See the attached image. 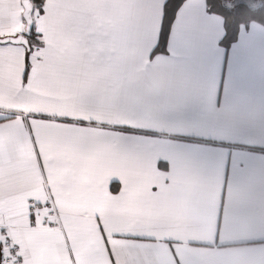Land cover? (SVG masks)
<instances>
[{
    "label": "snow or ice",
    "instance_id": "snow-or-ice-1",
    "mask_svg": "<svg viewBox=\"0 0 264 264\" xmlns=\"http://www.w3.org/2000/svg\"><path fill=\"white\" fill-rule=\"evenodd\" d=\"M155 2L0 0V264H166L156 244L180 264L174 238L147 226L169 197L139 204L105 175L139 162L153 123L189 129L176 135L194 170L222 153L225 173L244 174L236 154L264 156V35L210 37L194 10L178 21L185 0H164L149 65L170 35L175 48L129 80L121 52L150 40ZM25 5L26 30H10ZM38 182L47 198L26 194Z\"/></svg>",
    "mask_w": 264,
    "mask_h": 264
},
{
    "label": "crops",
    "instance_id": "crops-1",
    "mask_svg": "<svg viewBox=\"0 0 264 264\" xmlns=\"http://www.w3.org/2000/svg\"><path fill=\"white\" fill-rule=\"evenodd\" d=\"M163 3L164 0L155 2L156 27L150 40L132 43L121 52L122 72L129 80L149 75L151 69L166 62L175 48L174 35H170L165 51L157 53L149 65V51L156 43L155 32ZM193 10L211 22L210 37L223 35L222 18L208 12L204 0H185L177 14L178 21H183ZM7 15L14 21L10 30L25 27L20 20L22 8L14 7ZM237 35L240 40L247 41L251 36L264 35V27L250 23L240 27ZM149 126L155 132L142 158L130 169L117 168L106 173L108 183L120 184L125 199L134 198L143 205H150L163 196L169 197L164 210L150 215L147 226L156 236L174 238L172 247L180 257V264H264V156L236 154L235 159L247 161L248 170L244 174L234 165L225 173L222 153L213 167L194 170L182 163L187 149L178 142L176 135L189 129L163 121ZM255 142L264 141L257 139ZM26 194L47 198L39 182ZM153 248L158 259L172 264V253L167 245L156 244ZM99 250L102 253V245ZM95 259L100 264L106 261L102 254Z\"/></svg>",
    "mask_w": 264,
    "mask_h": 264
},
{
    "label": "trees",
    "instance_id": "trees-1",
    "mask_svg": "<svg viewBox=\"0 0 264 264\" xmlns=\"http://www.w3.org/2000/svg\"><path fill=\"white\" fill-rule=\"evenodd\" d=\"M204 1L208 12L222 18L224 31L238 33L240 27H246L250 23H258L264 27V0H218L216 11L212 10L209 0Z\"/></svg>",
    "mask_w": 264,
    "mask_h": 264
},
{
    "label": "water",
    "instance_id": "water-1",
    "mask_svg": "<svg viewBox=\"0 0 264 264\" xmlns=\"http://www.w3.org/2000/svg\"><path fill=\"white\" fill-rule=\"evenodd\" d=\"M27 14H28V8H27V6L25 5V6H23L22 7V17H27ZM25 30H26V24H25Z\"/></svg>",
    "mask_w": 264,
    "mask_h": 264
}]
</instances>
